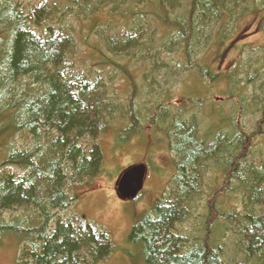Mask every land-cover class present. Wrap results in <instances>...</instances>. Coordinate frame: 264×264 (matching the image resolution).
<instances>
[{
    "label": "trees",
    "instance_id": "1",
    "mask_svg": "<svg viewBox=\"0 0 264 264\" xmlns=\"http://www.w3.org/2000/svg\"><path fill=\"white\" fill-rule=\"evenodd\" d=\"M249 15L264 30V0H0V245L11 238L17 264H99L112 253L106 231L58 217L75 199L67 184L101 174L95 141L111 122L115 137L162 133L172 156L168 192L130 231L144 264H264V157L255 163L253 149L264 135V43L244 50L236 29ZM121 59L148 68L140 86ZM93 62L123 72L139 97L124 105L109 97L103 77L89 70ZM149 79L159 92L143 86ZM23 127L33 144L21 152L12 143ZM205 191L207 233L186 234L182 223ZM231 235L239 237L237 257L227 258L223 240Z\"/></svg>",
    "mask_w": 264,
    "mask_h": 264
},
{
    "label": "rangeland",
    "instance_id": "2",
    "mask_svg": "<svg viewBox=\"0 0 264 264\" xmlns=\"http://www.w3.org/2000/svg\"><path fill=\"white\" fill-rule=\"evenodd\" d=\"M30 1L36 2V0ZM249 20L251 23H247ZM256 21L257 16L249 15L236 22V29L240 28L239 31H241L243 35L241 40H246L243 45L244 50H246V46L262 47L264 43V30H259L257 32V27L256 25L254 26ZM148 38H145L144 41ZM236 45L239 46L238 44ZM218 52L219 51L215 49L210 51L209 55H211L212 58H215ZM227 56L234 61V59L239 57V54L237 51H233ZM81 59H83V57H81ZM124 60L125 59H121L119 62L123 63ZM84 61L88 63V58ZM223 61H226V56ZM94 63L95 62L92 63L93 65L89 70H92L93 72L95 71V75L99 74L103 77L109 97L111 96L121 105H124L125 101L129 100L132 96L136 98L139 97L138 95H135L136 91L134 87L131 84H128V76L123 75V72H115L114 68L111 66H105L104 68L101 67L100 70H96ZM232 63L229 65V68ZM122 65H127V62L125 61ZM86 66L89 67L88 64ZM127 68L129 73L133 74L134 78L137 79V82H134L135 85L138 84V86H140L141 82L138 81H140V78L142 77V72L146 71L148 68L144 67L143 64L139 65L137 68H135L134 65H127ZM220 69L224 70L227 68L223 65ZM109 73L114 75L112 82L107 78ZM122 76H125V78ZM241 76L245 77V74ZM143 86L151 88V92L155 90L158 92L160 91V89L153 87L151 79H149V82H144ZM62 88L65 91V94L69 96L70 86L64 85ZM53 92L54 88L48 87L46 99H49ZM142 92L145 93L146 90L142 89ZM219 101L222 102L218 97L215 101H212V104L216 106L219 104ZM144 103H146V101L141 98L139 105L143 111H147L148 105H145ZM230 106L231 108L233 107L231 104ZM222 108L227 109L228 104H223L221 109ZM233 112L234 110L230 111L229 114L232 115ZM226 113H228V111ZM249 116L250 115H246L244 120ZM255 116L257 118V115ZM25 119H27V115L22 113L20 115L21 124L24 123H22V120ZM255 121L256 119L253 120V123H251L249 128L246 129L248 135H250L254 129L253 125H255ZM111 123L109 124L110 128L102 133L99 136L100 138H97V141H95L100 146L103 154L101 174L88 182L78 184L74 187L71 186L72 188H69L70 184H67V193L71 197L74 196L75 199L64 209L63 212H60L58 217L66 219L76 216L91 223L95 227H98L101 231H106L110 235L113 251L99 264H144L145 261L143 259L142 248L131 244L129 241L130 231L132 226L140 221L144 214L151 209L154 201L164 193L168 192L170 183L175 174V169L172 165V156L167 150L166 141L162 133H155V131H152L151 129H145L141 135L133 136L130 131L127 132L123 130L117 133L118 137H115V132L112 131V129H117L118 126ZM206 125L208 124L206 123ZM32 138L33 136L28 133V129L24 127L21 128V133L16 135L14 142L12 143L14 144L13 148L21 152L26 151L30 148L29 146L33 144ZM42 138H44V136ZM82 142L83 145L86 146V149H90L93 141L88 135H86ZM253 149L255 150L254 152L256 153L257 159L255 160V163H258L260 158L264 157V135L257 137L254 140ZM3 159L4 156H1L0 161ZM136 164H143L146 168L143 187L135 199H122L117 191L119 178L127 169ZM10 171L12 170H7V172ZM230 185L235 187L237 184L236 182H231ZM205 193L206 194L203 196L199 205L197 207L192 206L190 210L192 212L182 223L186 230V234L190 232V234L193 235L195 231L197 232V235L207 233L204 224L208 212L205 200L207 199L206 195L209 193L208 191H205ZM221 200V198H218V201ZM215 206L218 207V205ZM236 207L239 210H242L239 203H236ZM27 209L31 211V207L22 208L17 210L14 214L8 213L6 218L7 216L10 217L9 215L21 216L27 211ZM216 224L217 223L212 226V229L215 228ZM215 232L216 231H212V235H214L215 238H218L219 235ZM229 235L230 234H228V236ZM228 236L223 240L225 243L224 253L225 257L232 258L231 256H235L234 254L237 252L236 248H238V245L236 244V241L239 237L234 236L232 238L231 235L228 238ZM4 238L8 237L5 236ZM17 249L18 248H16L12 242L5 239L3 244L0 245V264H17ZM236 260L239 259L236 258Z\"/></svg>",
    "mask_w": 264,
    "mask_h": 264
},
{
    "label": "water",
    "instance_id": "3",
    "mask_svg": "<svg viewBox=\"0 0 264 264\" xmlns=\"http://www.w3.org/2000/svg\"><path fill=\"white\" fill-rule=\"evenodd\" d=\"M144 176L145 166L143 164L135 165L125 171L117 184L119 196L125 200L134 198L142 188Z\"/></svg>",
    "mask_w": 264,
    "mask_h": 264
},
{
    "label": "bare ground",
    "instance_id": "4",
    "mask_svg": "<svg viewBox=\"0 0 264 264\" xmlns=\"http://www.w3.org/2000/svg\"><path fill=\"white\" fill-rule=\"evenodd\" d=\"M134 122V121H133ZM128 129V128H127ZM133 131V130H132ZM5 149V148H4ZM52 224V223H51Z\"/></svg>",
    "mask_w": 264,
    "mask_h": 264
}]
</instances>
